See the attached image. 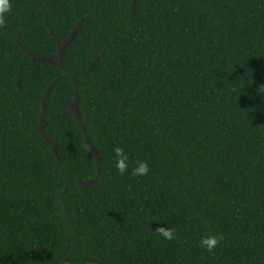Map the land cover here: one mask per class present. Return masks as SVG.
I'll return each mask as SVG.
<instances>
[{"label":"trees","instance_id":"16d2710c","mask_svg":"<svg viewBox=\"0 0 264 264\" xmlns=\"http://www.w3.org/2000/svg\"><path fill=\"white\" fill-rule=\"evenodd\" d=\"M9 3L0 264H264V0Z\"/></svg>","mask_w":264,"mask_h":264},{"label":"clouds","instance_id":"9594fccd","mask_svg":"<svg viewBox=\"0 0 264 264\" xmlns=\"http://www.w3.org/2000/svg\"><path fill=\"white\" fill-rule=\"evenodd\" d=\"M10 11L9 0H0V24H3L5 15ZM115 158L114 167L120 175H124L128 171V157L125 151L120 146H114L112 149ZM148 172V165L144 161L136 162L132 168V174L136 176L146 175ZM158 234L165 240H172L174 238V230L171 228L160 227L157 229ZM222 237L219 234L207 235L200 239V247L206 251L211 252L218 244Z\"/></svg>","mask_w":264,"mask_h":264},{"label":"rangeland","instance_id":"374dc122","mask_svg":"<svg viewBox=\"0 0 264 264\" xmlns=\"http://www.w3.org/2000/svg\"><path fill=\"white\" fill-rule=\"evenodd\" d=\"M76 32H77V29H74V31H73V33H72L71 36H73L74 33H76ZM64 44H65V43H63V44H61V45L59 46V51L62 50ZM53 64H58V61L54 62ZM69 111H70V113H71L75 118L78 119V116H77V112H76V110H75L74 103L70 105ZM41 125H42V121H41Z\"/></svg>","mask_w":264,"mask_h":264},{"label":"water","instance_id":"95a60500","mask_svg":"<svg viewBox=\"0 0 264 264\" xmlns=\"http://www.w3.org/2000/svg\"><path fill=\"white\" fill-rule=\"evenodd\" d=\"M71 37V36H70ZM33 60H35L34 58H32ZM41 62H44V61H41ZM77 119V118H76Z\"/></svg>","mask_w":264,"mask_h":264}]
</instances>
